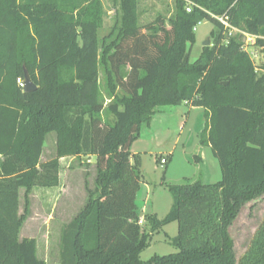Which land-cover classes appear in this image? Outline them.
<instances>
[{
  "label": "trees",
  "instance_id": "trees-1",
  "mask_svg": "<svg viewBox=\"0 0 264 264\" xmlns=\"http://www.w3.org/2000/svg\"><path fill=\"white\" fill-rule=\"evenodd\" d=\"M189 1L187 12L177 0L167 27L160 18L141 25L139 0H120V23L100 42L101 0H0V264H47L35 239L20 238L29 196L59 187L60 160L82 156L96 157L95 189L63 229L60 264H264V221L239 261L230 235L241 208L264 195V64L242 40L255 37L264 49V0ZM203 21L215 26L213 43L191 60ZM26 72L37 86L31 93L18 83ZM184 103L205 109L200 144L222 180L167 185L171 210L163 220L146 213L144 232L142 156L131 146L158 107ZM51 133L56 157L41 163ZM173 222L177 252L142 261L152 233Z\"/></svg>",
  "mask_w": 264,
  "mask_h": 264
},
{
  "label": "rangeland",
  "instance_id": "rangeland-1",
  "mask_svg": "<svg viewBox=\"0 0 264 264\" xmlns=\"http://www.w3.org/2000/svg\"><path fill=\"white\" fill-rule=\"evenodd\" d=\"M186 3L187 12H190L193 4L189 0ZM103 7V24L99 30L100 42L114 31L120 23L122 16L120 0H101ZM177 0H139L138 15L141 25L155 23L162 19L167 27L169 21L177 11ZM190 10V11H189ZM215 26L209 21H203L196 29V43L191 50V60H195L203 52L204 41L210 37ZM245 50L257 67L264 64V49L256 44L255 37L244 36L242 39ZM211 47V46H210ZM101 92L105 106L111 102V97L106 90L105 76L101 71ZM187 111V106L182 104ZM105 117L112 118L110 115ZM185 120V117H184ZM186 129L193 122L190 118ZM143 131L145 130L142 127ZM141 131V132H143ZM151 149L153 147H150ZM181 148L178 149L174 159L167 165L161 164L162 152L145 157V165L141 169V187L137 195L136 203L139 209H144L143 221L140 224L144 232H150V227L145 220L146 211L150 208L158 220H163L170 212L173 204V196L167 185H178L194 182L193 170L187 164ZM57 135L51 133L45 143L41 163L50 161L56 157ZM210 157L215 166L213 174L218 177L211 179V183L222 180V172L219 161L210 150ZM168 158V157H167ZM216 170V171H215ZM60 186L53 189L35 188L30 194V205L27 219L22 228L21 239H35L38 244V256L47 264H60L61 238L64 227L70 223L86 206L89 200V191L95 189L97 176L96 157L82 156L70 157L62 162ZM25 190L20 192V214H24ZM142 220V219H141ZM264 221V195L246 203L240 210L237 218L230 228V235L234 241V250L237 261L248 250L256 231ZM178 235V223L173 222L162 230L152 233L150 247L143 251L141 260L149 261L155 256H166L176 253L177 250L171 245L172 239Z\"/></svg>",
  "mask_w": 264,
  "mask_h": 264
},
{
  "label": "crops",
  "instance_id": "crops-1",
  "mask_svg": "<svg viewBox=\"0 0 264 264\" xmlns=\"http://www.w3.org/2000/svg\"><path fill=\"white\" fill-rule=\"evenodd\" d=\"M184 105L187 106V111L182 105L158 107L151 122L143 125L145 130H142L139 139L132 144L131 152L133 155L140 154L142 156V169L145 165L146 156L162 152L168 157H165L167 160L165 165H167L170 160L174 159L178 149L181 148V153L187 164L193 170L192 178H201L205 184H211V179H216L218 173L215 170L216 173L213 174L214 170L211 164L214 167L215 163L210 157L211 149L200 144L201 133L205 129V109L191 107L186 103ZM191 117H193V122L186 129ZM196 156H199L200 160L196 161ZM66 159L68 158L60 160L61 168L62 162ZM140 212L142 215L144 209H140Z\"/></svg>",
  "mask_w": 264,
  "mask_h": 264
},
{
  "label": "water",
  "instance_id": "water-1",
  "mask_svg": "<svg viewBox=\"0 0 264 264\" xmlns=\"http://www.w3.org/2000/svg\"><path fill=\"white\" fill-rule=\"evenodd\" d=\"M204 47H210L211 46V39L210 37H208L204 43H203ZM37 90V86L34 84V82L32 81L30 75L26 72L25 73V87H24V91L26 93H31ZM152 210L149 208L147 213H151Z\"/></svg>",
  "mask_w": 264,
  "mask_h": 264
},
{
  "label": "built area",
  "instance_id": "built-area-1",
  "mask_svg": "<svg viewBox=\"0 0 264 264\" xmlns=\"http://www.w3.org/2000/svg\"><path fill=\"white\" fill-rule=\"evenodd\" d=\"M189 11H190V10H189ZM219 20L223 23V25L225 26L226 29L230 30V34H233V33H237V32H239V31H237L236 29H233V28L231 27V25L229 24V22L227 21L226 18H219ZM196 29H197V27L194 29L195 32H196ZM246 36H248V35H246ZM18 83H19V85H20L21 87H23V88L25 87V82L21 81L20 79L18 80ZM166 163H167V160H166L165 158H162V159H161V164H162V165H165ZM142 221H143V219L140 220V224L142 223Z\"/></svg>",
  "mask_w": 264,
  "mask_h": 264
}]
</instances>
